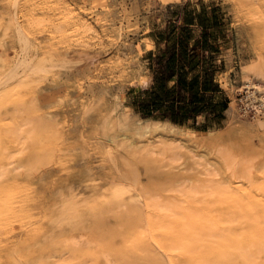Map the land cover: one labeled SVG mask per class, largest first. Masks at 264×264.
Instances as JSON below:
<instances>
[{"label": "rangeland", "instance_id": "374dc122", "mask_svg": "<svg viewBox=\"0 0 264 264\" xmlns=\"http://www.w3.org/2000/svg\"><path fill=\"white\" fill-rule=\"evenodd\" d=\"M254 8L264 11V0H18L16 4L0 0L1 60L16 57L3 28L8 15L15 12L20 25L31 18L42 22L29 34L39 47L42 72L31 79L30 72L23 74L0 90V171L13 169L11 176L28 190L40 191L42 201L39 210L26 212L25 202L1 193L7 180L0 178V264L40 260L97 264L104 257L110 264H156L158 252L163 260L171 259L168 249L162 254L155 244L145 223L151 211L142 202L93 206L88 169L97 160L91 138L113 106L121 112L130 107L132 115L147 119L133 108L152 82L149 56L159 50H151L146 39L159 40L170 24L183 27L186 18L216 10L219 24L209 33L219 50L217 81L232 106L219 124L199 118L194 127H185L219 137L213 144L193 148L206 156L207 168L214 174L219 173L215 149L230 144L242 158L263 165L264 131L256 123L259 116L243 111L245 94L238 92L244 85L243 68L264 58V14L253 16ZM83 22L92 31L84 30ZM112 24L121 27V39L114 37ZM191 30L200 37L199 28ZM116 155L123 171L140 188L143 201L151 202L157 174L167 171L168 162L139 150H117ZM193 173L183 171L192 187L198 179ZM69 193L84 200V206L77 216L54 226L50 212ZM91 229H97L92 232L101 242L91 246V254L75 256L66 247V238L74 233L91 237ZM194 251L200 254L197 258L210 259L216 257L217 249Z\"/></svg>", "mask_w": 264, "mask_h": 264}, {"label": "bare ground", "instance_id": "6f19581e", "mask_svg": "<svg viewBox=\"0 0 264 264\" xmlns=\"http://www.w3.org/2000/svg\"><path fill=\"white\" fill-rule=\"evenodd\" d=\"M13 1L16 4L18 0ZM253 10V16L264 14L263 10ZM41 24L38 19L31 18L26 25H20L15 12L8 15L3 28L5 38L13 44L16 57L0 59V90L16 83L23 74L30 72L28 79H31L32 75L39 76L42 72L39 47L29 35ZM81 25L84 30L92 31L88 24L83 22ZM112 28L114 37L121 39V27L112 24ZM146 40L151 50L155 49V43L151 39ZM242 74L244 85L238 88V92L245 94L246 104L256 108L259 116L256 123L264 131V58L259 57L245 66ZM142 84H146L145 78ZM131 111L130 107H125L122 112L118 106L111 107L97 124L91 138L97 160V165L91 164V169H88L91 172L88 183L94 197L93 206L96 207L97 203L142 202L151 211L145 223L153 233L155 244L162 249V254L168 249L171 257L165 261L158 252L156 264H264V164L242 158L230 144L215 149V167L219 173L214 174L207 168L210 164L206 156L196 153L193 148L213 144L219 137L168 121L142 119L132 115ZM117 150H139L168 162L167 171L157 174L156 195L151 202L143 201L140 188L123 171ZM186 169L198 176L194 187L188 184L192 181L183 174ZM11 173L15 171L6 167L0 171V178L7 180L1 193L25 202L26 212L39 210L42 200L37 193L40 191L28 190L24 182L21 183ZM217 175L221 178L215 180ZM196 181L205 190L198 188ZM83 204L84 200L74 193L61 196L50 212L53 217L50 223L56 226L72 215L77 216ZM92 231L97 229H91V237L82 233L68 236L66 247L75 256L85 252L91 254V246L101 242V238ZM207 247L217 249L216 257L197 258L199 253L194 249ZM110 263L105 257L97 262ZM15 264L57 263L40 260L30 263L16 261Z\"/></svg>", "mask_w": 264, "mask_h": 264}, {"label": "trees", "instance_id": "16d2710c", "mask_svg": "<svg viewBox=\"0 0 264 264\" xmlns=\"http://www.w3.org/2000/svg\"><path fill=\"white\" fill-rule=\"evenodd\" d=\"M218 24L216 10H203L186 18L183 27L170 24L156 39L159 50L149 56L152 82L133 103L138 114L179 126L194 127L199 118L209 124L224 121L230 101L217 81L219 50L209 33Z\"/></svg>", "mask_w": 264, "mask_h": 264}, {"label": "built area", "instance_id": "2783aa9c", "mask_svg": "<svg viewBox=\"0 0 264 264\" xmlns=\"http://www.w3.org/2000/svg\"><path fill=\"white\" fill-rule=\"evenodd\" d=\"M243 111L246 113V114H256V108H254L252 105H249V104H244V108H243Z\"/></svg>", "mask_w": 264, "mask_h": 264}, {"label": "crops", "instance_id": "0c3cea01", "mask_svg": "<svg viewBox=\"0 0 264 264\" xmlns=\"http://www.w3.org/2000/svg\"><path fill=\"white\" fill-rule=\"evenodd\" d=\"M151 40L155 43V47L157 48V44H156V41H154L152 38H151ZM152 53V52H151Z\"/></svg>", "mask_w": 264, "mask_h": 264}]
</instances>
